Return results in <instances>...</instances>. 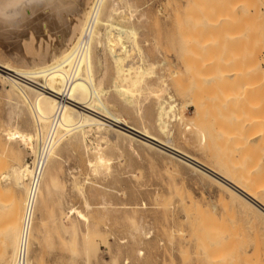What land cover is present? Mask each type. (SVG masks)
Instances as JSON below:
<instances>
[{
	"label": "rangeland",
	"instance_id": "1",
	"mask_svg": "<svg viewBox=\"0 0 264 264\" xmlns=\"http://www.w3.org/2000/svg\"><path fill=\"white\" fill-rule=\"evenodd\" d=\"M134 1L139 14H146L142 21L136 20L140 43L148 61L156 63L148 80L158 87L160 77L165 78L179 105L180 121L172 122L169 140L222 178L228 177L225 180L242 186L236 185L241 190L250 191L248 194L253 191L254 199L259 198L257 201L263 205L264 0H196L199 5L194 0ZM30 30L32 33L26 31L28 36L13 41L0 38V57L20 68L40 62L37 49L49 53L56 38L52 34L40 37L34 28ZM237 33L238 39L234 38ZM33 34L34 42L28 40ZM19 43L24 47L22 52L15 51ZM110 85L108 76L105 86ZM12 89L0 81V178L13 164L30 161L32 156L29 149L4 135L10 123L27 128L23 123L28 121L23 109L25 100L14 97ZM112 101L130 122L140 124L132 109L122 107L117 97ZM144 102L147 124L159 135L153 127L155 101ZM183 121L191 129H184ZM136 146L139 152L127 148L114 151V173L118 177L98 176L85 184L89 208L69 182V170L76 167L74 171L84 180L89 168L82 163L84 158L79 152L65 156L61 176L66 180V196L62 193L51 197L50 208L56 219L48 221L33 243L35 264H107L115 256L118 264H264L263 211L253 205L252 209L245 207L243 195L236 196L214 177L181 161L175 170L160 153ZM257 151L261 158L255 154ZM104 195L113 204L107 210L101 205ZM25 197L14 183L0 179V264H13ZM68 201L87 216L78 225L73 249L71 235L59 220L63 204ZM13 221H18L16 231L11 227ZM139 225L142 230L135 232Z\"/></svg>",
	"mask_w": 264,
	"mask_h": 264
},
{
	"label": "bare ground",
	"instance_id": "2",
	"mask_svg": "<svg viewBox=\"0 0 264 264\" xmlns=\"http://www.w3.org/2000/svg\"><path fill=\"white\" fill-rule=\"evenodd\" d=\"M136 2L134 0H0L1 39L8 41L12 39L13 41V39L24 37L27 35L26 31H31L30 28H34L40 37L52 34V37L54 35L56 38L53 41L54 47L49 53L47 50L49 61V58L47 61L44 60L47 53L40 52L37 47L40 62H35L29 67L13 66L0 57V81L14 88L11 93L14 97L19 96L18 100L21 98L25 100L23 109L28 117V121L23 122L24 127L26 125L27 128L10 123L5 127L4 135L12 142H19L23 149H29L28 151L31 152L28 153L32 155L31 160L23 159L22 163L13 164L10 170L1 177L6 183H14L16 188L23 190L26 194L19 239L24 226L28 225L30 233L28 264H35L33 243L36 237L43 231L48 221L54 222L56 219L55 212L52 211L53 207L50 208L51 197L54 194L62 195V193L64 197L66 196L67 184L65 178L61 176L65 156L76 152L82 155L84 161L81 158L79 162L82 161L89 171L84 180H81L75 172L76 167L69 170V182L73 189L83 196L88 208L90 201L86 197L85 184L98 176H103L102 179L113 178L115 170L117 171V168L114 169L116 162L114 151L127 148V150L133 149L139 152L136 146L138 145L144 151L158 152L161 157L163 155L173 163L171 166L175 167V170L178 169V161H181L188 167L205 173L208 177H214L223 185L225 183L224 186L231 188L232 191H229L234 192L236 196H239L237 195L239 193L245 197L243 200L238 197L245 207L249 206L252 209L253 205V208H259V211H263L264 214V204H261V200H259L260 203L257 201L259 198L254 199L256 196L252 193L253 191L248 194L247 192L250 191L245 192L243 190L246 189L243 188L241 190L238 187L240 185L236 184L238 185L236 186L227 181L228 179L225 180L228 177L222 178L193 156L176 148L169 140L173 134L172 122L180 118L177 115L179 105L177 106L175 97L170 93L165 78L160 77L158 87L151 85L152 83L148 80L152 76L156 63L148 61L146 52L140 43V29L136 20L142 21L146 14H139L140 10ZM228 15L225 17L228 18ZM234 16L240 18V15L235 14ZM219 20H223L224 23V18L221 20L220 17ZM34 34L30 36V39L27 37L28 40L34 42ZM238 36L240 37L237 33L234 38L238 39ZM229 37L231 39V36ZM27 38H25L26 41H28ZM39 42L36 43L39 44ZM216 44L213 47H216ZM21 47L20 43L17 44L15 51L24 49ZM108 76L111 85L107 88L105 81ZM247 89L245 88L246 91ZM113 97L118 98L122 107L132 109L139 125L135 124L136 121L130 122L129 118L124 115L125 113L114 108ZM149 99L155 101L153 127L159 135L156 134L157 132L154 133L151 125L147 124L143 102ZM187 107L182 109H187ZM181 112L183 113L182 110ZM184 121L182 122L184 126L186 125L184 129H191V125L188 124V126ZM112 134H115L113 138ZM6 144L9 145V143ZM255 154L261 158L258 151ZM259 157V162H263ZM223 176L225 177V174ZM250 194H253V197ZM65 203L66 205L63 204L65 206L63 216H60L59 220L63 228L71 235L68 241L72 242L70 244L72 247L77 242L78 225L82 224L87 216L83 214L84 211L79 212L74 202ZM111 204L112 202L104 195L102 207L107 210ZM16 205L18 207L19 204ZM17 210L15 208L14 212L17 213ZM11 227L13 231H16L18 221H15ZM142 228L143 226L139 225L135 232H139ZM15 257H11L13 264L16 262ZM117 257L107 261V264H118Z\"/></svg>",
	"mask_w": 264,
	"mask_h": 264
},
{
	"label": "built area",
	"instance_id": "3",
	"mask_svg": "<svg viewBox=\"0 0 264 264\" xmlns=\"http://www.w3.org/2000/svg\"><path fill=\"white\" fill-rule=\"evenodd\" d=\"M30 256V233L29 226L25 225L21 233L18 249L15 257V264H28Z\"/></svg>",
	"mask_w": 264,
	"mask_h": 264
}]
</instances>
